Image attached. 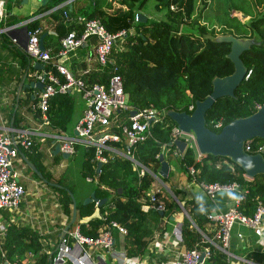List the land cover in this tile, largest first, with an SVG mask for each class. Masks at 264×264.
Wrapping results in <instances>:
<instances>
[{
    "label": "trees",
    "instance_id": "obj_1",
    "mask_svg": "<svg viewBox=\"0 0 264 264\" xmlns=\"http://www.w3.org/2000/svg\"><path fill=\"white\" fill-rule=\"evenodd\" d=\"M62 1L55 0L52 5L47 3L39 5L38 12H44ZM87 1L86 7L74 11L69 9L70 16L77 13L85 19H98L109 32L125 30L126 34L121 38L119 47L114 46L111 49L108 61L104 65L94 62L86 73L78 77L85 86L94 83L106 85L111 71L115 68V72L120 75L128 102L134 108L152 106L157 111L175 110L190 113L193 108L188 110L187 106H193L195 100H202L210 93L211 80L214 77H223L232 73L233 65L226 57L229 43L214 40L217 35L230 34L237 39L254 37L257 40L239 55L246 69L245 77L234 89L232 97L222 96L214 100L205 111L204 124L208 129L218 132L224 124L251 114L264 102V8L253 15L251 9L246 10L248 9L247 0H154L155 9H164L163 19H146L142 22L135 20L134 17L147 0ZM13 2L20 3V0H13ZM198 2L201 3L199 9ZM251 2L262 5L264 0H251ZM69 3L55 8L44 16L34 18L26 24L29 29L39 28V36L47 31L49 25L51 26L55 35H46L45 38L46 42L52 40L51 51L53 52L57 50L62 36L69 31L78 34L82 29L81 24L73 21L64 22L61 12L69 7ZM231 9L246 12L244 14L249 15L247 21L240 22L237 18L229 16ZM203 20L205 22H199ZM187 23L190 26L195 25L197 34L179 30L180 26ZM205 34L209 36L205 37ZM96 43V38L90 36L77 48L89 44L94 51ZM24 56H19L21 63L23 64L26 61L24 59L27 58L28 70H33L30 64L32 60L25 54ZM47 68L49 66H45V69ZM0 70L3 71V66H0ZM22 97L18 98V105L13 116L14 98H12L7 116L8 122L12 118V127L23 126L24 117L20 113V104L28 103L30 98L28 95L25 99ZM72 99V95L68 92L55 93L48 99L45 111L48 125L44 126L46 130L65 131L67 129V122L72 111ZM36 101V98L32 99L30 106L32 117H37L39 122L41 116L38 110L34 109ZM217 122H220L219 127L215 126ZM174 125L166 114L161 121L152 122L151 136L129 148L133 159L157 174L158 155L162 153L167 164L176 166L177 171L184 174L187 182L195 184L237 182L244 185L248 193L239 208L245 214H252L258 202L264 204V175H255L246 180L242 169L231 163L228 158L200 155L196 159L192 149H187L183 156L176 154V148L167 145L171 140V129ZM246 143L249 145V150L245 151L247 153H255L260 147H264V139L257 137ZM41 145L38 139L34 138L28 148L17 146L16 160L19 162L17 166L20 173L28 174L30 178L49 190L45 193V198H51L48 203H56L55 216L52 218L50 230L47 229V232L42 233L39 226L21 224L19 211L13 212L14 214L3 212L5 220L11 215L16 220L7 221L4 225V234L0 237V264H3L4 260L20 263L28 254H31L32 262L26 264H50L59 233L70 219L72 207L69 196L70 186L65 183L62 174L54 175L51 172L52 168L49 169L52 165L56 166L61 157L57 154L53 156L55 161L47 164ZM123 145L125 146L122 141L116 144L121 148ZM164 149L166 150L163 151ZM92 156V149L83 148L79 167L82 177L94 174ZM23 158L35 167L41 177H37L28 168ZM188 167L194 168L195 172L192 175L188 173ZM170 172L171 170H168L167 176L161 178V181L168 185L169 190L180 201L192 222L199 229L207 232L205 228L210 223L201 212H208L212 208L211 203L195 198L183 199L177 184L171 182ZM94 175L96 182L90 190L99 199L107 198L106 202L98 208L101 215L105 212L103 217L105 220L92 216L95 210L93 202L82 204L83 200L74 199L75 220L69 228L79 223L82 234L93 236L105 222L115 220L127 230V236H120L114 232L118 247L125 248L129 254L142 253L145 240L149 236V229L152 225H158L160 221L156 211L144 209L143 203L138 201L141 197L146 198V192L153 181L152 177L146 172L138 175L132 169L131 163L122 157H115L101 164L99 171ZM20 182L26 190L28 182L27 184L23 180ZM48 182L60 187L49 185ZM163 199L170 213L175 212L172 199L167 194ZM107 203H110L111 207L104 206ZM61 216L65 217L63 222ZM83 218L87 220L80 222ZM179 228L184 249H189L195 242H199L198 233L190 227V222L186 218L182 217ZM244 258L253 264H264L263 251L250 250L245 253ZM62 264H68V262ZM208 264H226V260L223 254L214 251Z\"/></svg>",
    "mask_w": 264,
    "mask_h": 264
},
{
    "label": "built area",
    "instance_id": "obj_2",
    "mask_svg": "<svg viewBox=\"0 0 264 264\" xmlns=\"http://www.w3.org/2000/svg\"><path fill=\"white\" fill-rule=\"evenodd\" d=\"M71 1L65 0L62 4H68ZM4 3V0H0V15ZM60 6L52 7L49 11ZM62 17L64 22L73 21L76 24H81L82 29L78 34L74 31H69L62 36L59 39L58 48L54 52L39 47V28H26L24 33V54L33 62H38L43 66L42 69H35L30 74L34 81L43 84L34 106V109L38 110L41 120L33 128L0 127V237L4 234L5 223L13 221L12 215L5 220L3 212L14 214L13 212L19 211L20 202L26 194L25 188L20 182V172L13 164L17 156V146L28 148L35 138L39 142L49 139L53 144L57 143L59 152L66 153L68 156L75 152V147L78 144L83 146V148L92 149L94 174L99 171L98 169L95 172L97 162L103 164L115 157L127 159L138 175L146 172L153 179L146 192V198L141 197L138 201L143 203L144 209L162 213L159 216L161 224L159 227L156 226V229L149 230V236L145 240V247L142 253L133 252L129 254L125 248L118 247L114 232L120 236H127V230L115 220L105 222L104 226L99 228L93 236L82 234L79 223H75L58 237L50 264H62L64 262H68V264H208L214 251L223 254L226 264H229L236 258L229 250L230 233L234 225L254 230L260 238L259 243H264V204L258 202L252 214H245L239 208L248 193V189L244 185H240L237 182H211L197 184L208 202H212L215 195L220 191H234L236 196L224 212H215L212 209L208 212H201L210 223V229L207 232L199 229L192 222L187 211L184 208L181 209L183 216L190 222V227L198 233L200 238L199 242H195L191 248H183L179 221L170 223L168 218H164L166 210H169L166 201L163 199L166 195L164 193L161 194L157 190H152L154 181L159 182L162 186L163 183L159 180L157 174L152 173L134 160L129 151V148L135 143L151 136V123L161 121L165 112L157 111L152 106L134 108L128 102L127 94L122 88L120 75L115 72V68L111 71L106 85L94 83L85 86L80 78L73 77L61 64L52 62V59L67 57L75 48L85 43L90 36H94L97 43L93 51V60L100 65H104L108 61L111 49L114 48L117 41H120L125 36L126 31L120 30L116 33H111L98 19H85L81 14L77 13L70 16L66 9L62 10ZM134 19L136 20V15ZM30 20H25L20 24L24 26ZM16 27L18 25L7 26L2 31L16 29ZM45 66H49V68L45 69ZM87 71L88 69H84L82 74ZM71 87L77 88L84 100L81 117L72 130L75 134H66L60 131L42 132L41 128L48 125V120L45 116L48 99L55 93H66ZM192 108V105L187 106L188 110ZM132 111L134 113L130 114ZM215 126L219 127L220 122H217ZM174 139L184 141L187 149H192L196 159L199 158L200 155L196 151L194 138L191 133H183L174 125L171 129L170 141ZM121 141L125 144L123 148L116 146ZM243 149L244 151L249 150V145L246 141L243 144ZM257 152H261L263 155L264 147H260ZM175 153L179 154L177 151ZM187 171L190 175L195 172L193 167H188ZM94 174L86 175L84 180L95 183ZM244 178L246 180L250 179L245 175ZM166 194L172 201H175L169 190ZM94 204L97 206V202H94ZM110 205V203H107L105 206L109 208L111 207ZM104 215L98 213L97 216L105 220L103 218ZM169 216L173 215L169 213ZM168 223L171 225H168ZM43 231L44 233L47 232L46 230ZM237 237H240L239 233ZM178 246L182 248H178L177 252L176 247ZM238 260L243 264H253L245 258H239ZM29 262H32L31 254H28L20 263L4 260L3 264H26Z\"/></svg>",
    "mask_w": 264,
    "mask_h": 264
},
{
    "label": "crops",
    "instance_id": "obj_3",
    "mask_svg": "<svg viewBox=\"0 0 264 264\" xmlns=\"http://www.w3.org/2000/svg\"><path fill=\"white\" fill-rule=\"evenodd\" d=\"M38 1V0H37ZM65 0H63L60 5L62 4ZM55 2V0H47V5H52ZM37 7L40 5V2H37ZM69 7L65 8L67 11L70 9L77 10L81 7H86L88 5L87 0H72L69 3ZM5 5V3H4ZM3 5V6H4ZM59 5V6H60ZM49 10H46L44 12L39 13L33 12L30 13L29 15H24L22 12H17L13 8V6H9V8H3L2 13L0 15V30L3 29L4 27L11 26V25H18L16 29H11L8 31H1L0 32V66H3V71L0 70V127H5V126H12L10 125V121L8 122L7 116L9 114V109L11 107L12 103V98H15V90L17 88V85L20 82V78L22 74L25 71V78L23 80L24 83L28 82H35L33 78L30 76L31 72L35 70L34 68L35 62H31L30 64L33 67V70H28V64L29 60L25 58L24 63H21L20 60V55L24 56V51H23V46H24V41H25V31L23 30V25L20 24L21 22L28 20V19H34V18H39L41 16H44L48 13ZM62 15V12H61ZM70 15V13H69ZM27 18V19H26ZM20 24V25H19ZM26 26V24L24 25ZM27 28V26H26ZM44 34L42 38V46L43 49H48L51 50L52 48V40H47L46 42V35L54 36L55 32L52 30L51 26L49 25L47 27V31ZM39 37V34H38ZM13 39H15L13 41ZM44 45H46L44 47ZM52 62L61 64L73 77H79L82 74V71L84 69H89V67L94 63L93 60V51L91 50V45H82L80 48H75L70 54H68L67 57L65 58H55L52 59ZM38 70V69H36ZM60 79L62 77L58 75ZM20 77V78H17ZM75 91L78 92L79 97L75 96ZM40 90L37 88H25L23 90H20L19 92V97L23 96L22 98L25 99V96L28 95L30 98V101L28 103H21L20 104V113L24 117L23 121V126L24 128H33L35 125L38 123L37 117H32V107L30 106V102L32 99L36 98L38 96ZM72 95V111H71V116L67 122V129L65 131L59 130V129H51V130H46L44 127L41 128L42 132L46 133H51V132H63L66 134H72V130L78 119L81 117V113L84 107V100L81 96L80 98V91L74 87L69 88L67 91ZM24 93H27L24 95ZM80 99V101H78ZM82 100V101H81ZM13 113V112H12ZM11 119V118H10ZM40 122V121H39ZM43 142V143H42ZM42 144V148L44 149L45 152V162L47 164L53 163L54 158L51 155V150L53 149V142H51L49 139L40 141ZM177 151V149H176ZM178 152V151H177ZM74 154V153H73ZM72 154V155H73ZM59 155V154H58ZM60 156V155H59ZM164 160V157H163ZM16 164L19 166L18 160H15ZM61 167V163L59 160V163L49 169L52 168V173L54 175H58L55 171L56 167ZM169 170H173L172 165H168ZM17 168V167H16ZM19 171V169L17 168ZM29 180H33L32 178H29ZM171 180L177 184L178 189L181 190V194L183 199H189V198H195L201 201H207L203 193L201 192L199 186L193 182H187L185 181L184 176L182 175V172H176L175 175L172 174ZM35 181V180H34ZM36 182V181H35ZM164 184V182H162ZM41 185V184H40ZM43 186V185H41ZM45 187V186H44ZM47 189V188H46ZM91 189V188H90ZM26 191V190H25ZM48 191V189H47ZM91 191V190H90ZM90 192H88L85 196L80 198L83 200L86 196H88ZM236 196V193L234 191H227V192H222V193H217L211 203L212 205V210L215 212H224L227 210V208L230 206L232 200ZM107 200V198H106ZM169 200V199H168ZM179 201V200H178ZM106 202V201H105ZM104 202V203H105ZM180 202V201H179ZM103 203V204H104ZM24 204V198L21 202V206L19 208H22ZM94 204V202H93ZM102 204V205H103ZM106 205V204H105ZM104 205V206H105ZM94 212L92 216H97L99 211H98V206H95L94 204ZM20 211V209H19ZM158 214V213H157ZM173 219L177 221V217L174 216V212L172 213ZM184 217V216H183ZM185 218V217H184ZM16 219L13 216V221ZM87 218H83L80 220V222L86 221ZM170 223L173 221H169ZM181 221H179L180 223ZM161 221L158 222V225L160 226ZM156 226L151 227L149 230L151 231L152 229H156ZM234 232L230 233V245H229V250L231 251L232 254L236 256L234 260H232L229 264H243L241 263L239 258H244V255L246 252L250 250H257V251H263L264 252V243L260 244V238L258 235L255 233L254 230L245 228L243 226L239 225H234ZM232 228V230H233ZM159 229V228H158ZM206 230L209 231V225L206 226ZM231 230V232H232ZM240 234V237H237V234ZM178 248L181 249L182 247H176V251L178 252Z\"/></svg>",
    "mask_w": 264,
    "mask_h": 264
},
{
    "label": "water",
    "instance_id": "obj_4",
    "mask_svg": "<svg viewBox=\"0 0 264 264\" xmlns=\"http://www.w3.org/2000/svg\"><path fill=\"white\" fill-rule=\"evenodd\" d=\"M38 1L40 2V5H44L45 3H47V0ZM25 2L26 0H20V3L22 4ZM136 20H141L142 22H144L146 20V17L140 12H137ZM22 28L24 31L26 30V26H23ZM2 30L3 29H1L0 32ZM43 36L44 34H41L38 37V44L41 49H43ZM252 38L237 39L230 34L215 36L214 40L229 43V51L226 54V57L231 61L233 65L232 73L223 77H214L211 80L210 93L202 100H195L193 102V109L190 113L175 110H167L165 112L166 116L175 124L178 130L183 133H191L193 135L194 145L199 155L228 158L231 163L238 165L242 169L243 174L248 178H252L255 175H264V157L262 153H247L243 149V144L245 141H248L254 137L264 139V102L260 106H258L256 110L251 114L245 117L235 118L224 124L223 126H221L218 132H214L205 126L204 114L205 111L212 105L215 99L222 96H233L234 89L246 74V69L242 64L239 55L242 51L248 49L250 44L254 42ZM42 67L43 66L41 64L35 62L34 68L42 69ZM25 76L26 74L24 71L15 90L13 113L18 105L20 90H23L25 88H37L38 90H41L43 87V84L38 81L24 83L23 80ZM133 113L134 112L132 111L130 114ZM9 123L11 125L12 118L10 119ZM72 133L75 134L74 131ZM167 145L169 147L173 146L174 148H176L181 156H183L187 151V146L185 145L184 141L179 139H174L168 142ZM57 154H59L62 159H66L68 157L66 153L59 152L58 144L56 143L51 150V155L55 156ZM20 156L22 155L20 154ZM23 161L28 166V168L37 175V177H41L40 173L31 163L28 162L27 159L23 158ZM158 161L159 168L157 171V177L161 181V178H165L167 176L169 167L167 162L163 160L162 154L158 155ZM100 165L101 164L99 162L96 163L95 172L98 171ZM48 184L60 187V185L50 182H48ZM169 192L171 193L170 190ZM219 193H222V191H220ZM69 196L72 202L71 216L69 221L62 228L61 233L58 237H60L75 220V202L71 193H69ZM171 196L180 207V210L183 209L181 203L172 193ZM105 201L106 198L98 199L94 196V192L90 191L88 196L83 199L82 204L97 202V206L99 207ZM158 215L161 216L162 213L158 212ZM168 220L173 221V217L169 216ZM168 225L171 224L168 223Z\"/></svg>",
    "mask_w": 264,
    "mask_h": 264
},
{
    "label": "rangeland",
    "instance_id": "obj_5",
    "mask_svg": "<svg viewBox=\"0 0 264 264\" xmlns=\"http://www.w3.org/2000/svg\"><path fill=\"white\" fill-rule=\"evenodd\" d=\"M4 1H5V5L3 6V8L4 7L9 8L10 4L12 3L11 6H13L15 11L22 12L24 15H29L30 13L38 11V7H37L38 1L37 0H26V2L23 4L14 3L13 0H4ZM247 2H248V9L246 10L251 9L253 15L258 14L264 8V2L262 5H255L254 3L251 2V0H247ZM200 7H201V3L198 2L197 8L199 9ZM138 12L143 14L148 20L163 19L164 17V9H161V10L155 9L154 0H147L145 4L143 5V7L138 10ZM244 13L246 12H244L243 10L231 9L229 11V16L237 18L240 22H246L249 15H246ZM199 22L202 23V22H205V20L199 21ZM179 30L191 31L193 34H197L195 25L190 26L188 23L180 26ZM204 36L207 37L209 35L205 34ZM252 40L256 41L257 39L252 38ZM119 43L120 41H117L115 43V47H119ZM74 92L76 94L75 96L79 97L78 92L75 90ZM80 98H81V94H80ZM78 101H80V99ZM82 157H83V146L78 144L75 147L74 154L68 156L66 159L60 158L61 167L57 166L55 169L57 174L58 173L62 174L63 180L65 181L67 185L70 186L71 194L76 201L81 200L80 198H82L88 192H90V188L93 185V182H86L84 180V177H82L79 173V167L81 164ZM13 164L18 168L16 163H13ZM176 172H177L176 166L173 165V170H171L170 176H172V174L175 175ZM182 175L184 176L183 173ZM171 182L173 183L172 180ZM166 187L168 188V185L166 183H164L162 186L159 182L154 181L152 185V190L153 191L157 190L161 194L164 193L166 195V192H168L169 190V188L167 190ZM46 192H47V189L44 186H41L34 180H29L26 186L24 204L22 208H19L20 209L19 212L21 215L20 216L21 224L39 226L41 228L42 233H44L43 230H46V231L47 229L50 230V224L52 222V218L55 216V210H56V203L55 202L48 203V200L51 198H45ZM173 207H174L173 210H175L174 216L177 217L178 221H181L183 214L181 213L180 207L175 201H173ZM169 213H170V210H166L164 218H168ZM64 218H65L64 216H61L62 222L64 221ZM173 222H175V219ZM233 232H234V228L231 233Z\"/></svg>",
    "mask_w": 264,
    "mask_h": 264
},
{
    "label": "flooded vegetation",
    "instance_id": "obj_6",
    "mask_svg": "<svg viewBox=\"0 0 264 264\" xmlns=\"http://www.w3.org/2000/svg\"><path fill=\"white\" fill-rule=\"evenodd\" d=\"M5 2V1H4ZM29 175L28 174H25V173H20V180H23L26 184H27V182H28V180H29Z\"/></svg>",
    "mask_w": 264,
    "mask_h": 264
},
{
    "label": "clouds",
    "instance_id": "obj_7",
    "mask_svg": "<svg viewBox=\"0 0 264 264\" xmlns=\"http://www.w3.org/2000/svg\"><path fill=\"white\" fill-rule=\"evenodd\" d=\"M58 5H60V4H58ZM58 5H56V6H58ZM56 6H53V7H56ZM51 8H52V7H51ZM51 8H50V9H51ZM57 8H58V7H57ZM48 10H49V9H48ZM49 12H50V11H49Z\"/></svg>",
    "mask_w": 264,
    "mask_h": 264
}]
</instances>
